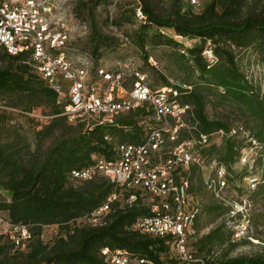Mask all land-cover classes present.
Listing matches in <instances>:
<instances>
[{"label": "trees", "instance_id": "16d2710c", "mask_svg": "<svg viewBox=\"0 0 264 264\" xmlns=\"http://www.w3.org/2000/svg\"><path fill=\"white\" fill-rule=\"evenodd\" d=\"M107 2L86 0L83 4L96 8ZM112 23L118 27L124 23L134 25L125 32V38L146 63L151 57L150 49L170 46L183 50L180 56L189 77L174 86L182 92L183 101L192 104L199 131L211 134L224 130L227 133L221 144L211 138L209 144L201 146V151L205 159L210 154L223 153L218 162L226 165L232 174L231 180L236 179L240 171H235L233 164L240 161L242 151L252 145V139L264 144V97L254 90L236 56V49L253 48L264 63V0H211L200 12L190 6L184 9L180 0H138ZM175 36L194 38L197 42L185 46ZM111 42L109 36L99 37L93 53L98 56V50L109 48ZM207 48L215 56L214 61L204 54ZM25 57L11 55L0 46V62L3 63L0 65V95L26 99L21 102L30 103L27 113L33 112L32 105L50 106L51 120L38 135L46 139L59 131V136L44 154H30L26 152L27 144L21 145L18 140L3 141L0 135V209L12 222L26 225L32 233V238L21 245L0 235V264H102L101 250L105 247L126 249L159 264H175L170 238L153 237L133 228L140 216L151 212L145 196L141 197L137 191V200L129 203L127 199L134 190H124L102 222L84 223L81 219L100 207L116 188L103 176L84 181L71 176L73 170L91 164L93 155L114 158L116 143H142L145 120L150 112L140 107L118 116L113 123L97 125L91 130L71 124L56 104L57 93L24 62ZM196 72V78L191 79V74ZM164 83L163 86L170 85L166 78ZM210 95L252 118L257 125L254 135L242 137L239 142L236 140L238 132L228 135L232 130L229 123L210 118L206 112ZM0 119V123L4 122V116ZM1 127L0 124V132ZM185 131L183 139L190 138ZM249 167L247 164L241 171L247 174ZM200 168L192 165L186 173L193 196L196 191L193 173L201 172ZM230 210L221 201L210 204L205 211L218 217L229 215ZM202 212L201 209L194 224L195 231ZM232 220L198 237L193 243L196 250L191 251L206 258V264H264L263 252L237 257L212 256L216 246L232 241ZM51 225L57 226V234L45 242L43 230ZM232 242L231 246L236 247Z\"/></svg>", "mask_w": 264, "mask_h": 264}, {"label": "built area", "instance_id": "2783aa9c", "mask_svg": "<svg viewBox=\"0 0 264 264\" xmlns=\"http://www.w3.org/2000/svg\"><path fill=\"white\" fill-rule=\"evenodd\" d=\"M71 36L66 0H0V46L11 55L26 56L24 62L57 93L56 104L69 123L91 130L140 107L150 112L142 143H116L114 158L96 154L91 164L72 171V178L84 181L103 176L116 188L81 220L99 224L122 191L134 190L127 199L129 203L137 200L139 191L141 197L150 196L151 200L145 202L151 212L140 216L133 228L153 237L170 238L175 264H206L207 259L196 256L189 245L201 206L192 200L186 173L192 165L203 168L201 146L209 144L214 135L223 137L227 133L199 131L193 106L183 101L182 92L174 85L152 87L148 75L138 68L132 70L130 89L126 88L127 64L114 69L98 67L94 75L88 61H75L67 53ZM151 60L156 65L153 57ZM185 130L190 138L183 139ZM233 134L236 130L228 135ZM214 168L215 174L206 179V186L220 196L232 174L221 162ZM231 205L229 216H246V201ZM246 229L245 224H236L232 241L241 239ZM0 235L8 236L16 245L32 238L26 225L12 222L1 209ZM101 254L102 264H159L121 248L105 247Z\"/></svg>", "mask_w": 264, "mask_h": 264}, {"label": "rangeland", "instance_id": "374dc122", "mask_svg": "<svg viewBox=\"0 0 264 264\" xmlns=\"http://www.w3.org/2000/svg\"><path fill=\"white\" fill-rule=\"evenodd\" d=\"M86 0H66V19L72 30L70 46L67 53L75 61H88L90 67L95 69L98 67L114 69L127 64L125 67L126 88L130 89L132 82V70L138 68L148 75L149 82L152 87L159 88L165 85L166 78L170 85L182 84L187 80L189 73L183 63L180 53L182 49H174L170 46H160L150 49L151 57L156 61L154 65L151 57L149 63H146L139 53L129 41L125 38V32L132 28V24L124 23L120 27L115 26L112 20L123 13L132 3L136 5L138 0H108L106 4L96 8L85 6L83 2ZM170 1V0H169ZM180 0L181 5L186 9L191 7L195 12L203 10L211 0ZM139 22V18L137 19ZM109 36L112 40V46L109 48L102 47L98 50V56L93 53L98 43L99 37ZM176 39L183 42L185 46H192L197 39L175 36ZM204 54L214 61L216 58L212 54L210 48L204 51ZM237 62L240 69L247 76L248 81L253 88L262 97H264V63L261 61L258 53L253 48L236 49ZM3 63L0 62V65ZM122 64V65H120ZM184 64V65H183ZM197 72L191 74V79H195ZM206 112L210 118L224 119L232 128L238 132L239 142L242 137L254 135L257 125L250 117L243 116L235 106L228 102L220 103L214 95L207 98ZM26 99L18 98L16 95H0V116H4V122L1 121L0 132L2 140L15 141L18 140L21 145L27 144V151L30 154H44L53 145L59 136V131L50 137L43 139L38 135V131L47 125L51 117L50 106L32 105V113H27L30 103ZM27 106V107H26ZM1 120V119H0ZM3 124V125H2ZM231 130V131H232ZM213 142L222 143V137L214 135ZM253 140V139H252ZM242 151L239 162L233 164L235 171H241L250 165L247 174L239 173L236 179L229 178V186L225 187L220 196H216L206 186V179L215 174V164L223 153L210 154L205 159L203 168L193 173V183L195 194L193 201L200 204L203 210L196 223V232L189 239V245L192 250H196L193 243L201 235L207 234L212 228L223 224L224 221L233 219L230 228H235L236 224H245L247 226L241 239L234 241L236 247H232L231 242H225L215 247L213 257H237L249 256L264 253V154H260L264 150V144L255 143ZM164 157V155H163ZM223 198V199H222ZM150 196L146 197L149 202ZM225 208H231L236 202H247L246 216L234 215L229 216L228 213L215 217V214L206 212L207 206L213 203L221 202ZM57 226H46L43 230V239L45 242L51 241L57 234ZM171 255L175 257V251H171Z\"/></svg>", "mask_w": 264, "mask_h": 264}]
</instances>
